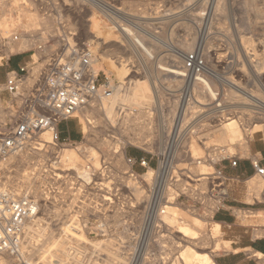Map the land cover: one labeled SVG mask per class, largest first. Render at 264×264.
I'll list each match as a JSON object with an SVG mask.
<instances>
[{"label":"rangeland","instance_id":"1","mask_svg":"<svg viewBox=\"0 0 264 264\" xmlns=\"http://www.w3.org/2000/svg\"><path fill=\"white\" fill-rule=\"evenodd\" d=\"M1 1L0 8L4 17L0 16L5 19V24L0 25V31L16 30L20 34L12 53L26 55L29 61L32 49L46 37L58 35L59 22L68 20L96 55L95 68L100 71L101 78L105 75L110 78L112 92L109 96H99L93 105L82 108V115L86 118H82L81 111H78L75 117L67 120L78 131L79 139L61 138L60 144H50L40 134L17 155H13V152L0 158V189L21 190L35 197L42 205L39 206L37 216L43 218L41 224L47 227V236H54L58 245L62 243L61 237L70 233L62 248L70 255L80 251V261L70 259L66 264H183L179 258L185 248L173 236L174 233L180 235L176 226L166 227L163 224L156 227L154 224L148 228L147 220L156 215L158 205H147L153 190L145 184L141 189L137 187L136 176L146 178L147 169L139 163L131 164L127 157L141 153L143 155L139 147L148 146V139L154 141L157 152H161L170 136L175 134L177 137H174L173 143L176 153L169 157L173 169L171 179L166 184L159 181L160 187L157 190L161 193L164 191L168 200L173 198L181 210L186 209L187 214L195 212L211 217L206 220L209 224L208 232L212 233L218 214L213 217L214 213L207 211L202 203L205 188L197 181L202 173L200 170L207 169L206 171L213 173L215 168L226 165L231 155L249 161L247 159L253 158L254 154L252 143L264 144L263 127L259 128V125H264V79L260 81L253 78V67L246 55V49L249 52L255 51L258 59L264 60V0H134L135 6L124 3V0H73V8H67L64 2L44 9L41 8L40 0ZM21 1H25V4H20ZM109 8L125 12L133 21L117 19ZM197 14H202L204 19ZM43 21L52 23L51 29H47ZM29 22H33L36 27ZM126 25L145 38L154 57H147L123 34L121 26ZM96 32L104 38L100 40L102 43H96L99 40L95 39L98 37ZM247 39L250 41L248 45L245 44ZM197 54L199 61H204L202 64L206 65V69L198 66L193 71L188 70L187 75L180 78L182 81H173L163 76L164 71L160 66L183 69L187 64L190 69L194 66L192 56ZM186 56L191 58L186 59ZM242 63H245L250 74L237 70ZM199 75L206 80L209 78L208 82L212 83V87L221 92L225 116L239 119L244 113L241 120L243 134L236 145H230L224 138L222 125L214 126L211 122L206 127L202 125L204 122L200 117L203 105L200 102L205 96H195L190 103L187 99L182 101L186 90L190 94L193 90V85L188 87V81L198 86L204 84L200 79H195ZM225 78H231L235 84H227ZM3 82L0 80V131H3L4 125L9 124L11 118V111L8 109L9 95L2 90ZM141 86L145 87L144 90ZM230 89L240 97L229 99ZM192 93L198 95L199 91L193 90ZM210 102L209 99L206 104ZM186 105L189 108L185 118L183 116L182 120H175L178 109L186 110ZM231 117H225L221 124ZM86 119L89 121V129L91 127L88 134L83 133ZM145 128L150 130L145 131ZM244 132L248 135L245 136ZM189 135L191 139L186 140ZM131 137L134 139L129 143ZM201 140L204 142L201 143ZM40 143L46 145H38ZM191 144H197L201 150L193 158L194 145ZM33 147L44 149L37 155L32 153L35 150ZM65 148L75 151L79 162L73 163L61 153ZM210 148H219L215 150V163H211L205 151ZM198 157H202L199 160L206 166L195 163V158ZM95 160L98 161V167L91 163ZM156 163L155 156L152 166ZM86 164L95 167V171L88 174L89 180L81 177L87 170ZM188 175L191 178H187ZM28 177L32 178L31 183L34 184L30 193L26 190ZM250 177L252 175L239 177V181L232 182L225 200L227 206L241 208L245 210L244 213L236 212V216H233L223 208L218 212L232 217L228 222L231 227L221 223L222 234L219 236V239L232 243L228 250L221 248L222 250L211 253V259L217 264L218 261L228 263L230 260L242 259L254 261L245 252L253 254L257 250L254 247L256 243L264 244V233H257L260 227L256 226L262 223L260 215L264 214V196L261 190L263 184L259 191L250 188ZM180 182L186 183L183 186L185 190H180L183 187L177 186ZM166 215L167 213L162 217ZM78 235L82 240L76 241L80 239ZM43 241L45 240L40 243H44ZM210 241L204 240L199 246ZM49 247L52 248V245ZM30 249L27 250L29 253ZM211 250L212 248L205 249L207 252ZM52 257L53 260L57 258ZM9 261L7 257H0V264H9ZM30 263L47 264L37 255H31Z\"/></svg>","mask_w":264,"mask_h":264},{"label":"built area","instance_id":"2","mask_svg":"<svg viewBox=\"0 0 264 264\" xmlns=\"http://www.w3.org/2000/svg\"><path fill=\"white\" fill-rule=\"evenodd\" d=\"M64 2L67 8L74 7L73 0L68 2L40 0L42 9L59 6ZM20 4H25V1H21ZM0 15L3 16L1 8ZM19 35L16 30L0 31V67L15 54L12 53V48L18 42ZM32 51L29 61L21 65L19 69H10L5 73L2 90L9 95L8 109L11 111V118L9 124L4 125L3 131H0V157L43 131L50 130L53 141L60 144L59 123L75 117L80 109L93 104L99 96H109L112 92L110 78L107 75L101 78L100 71L95 68L96 55L81 39L78 31L71 27L68 20L59 22L58 35L46 37ZM186 97L188 101L189 95L186 94ZM209 99L210 104H206ZM200 103L203 105L200 119L205 127L209 124L208 122L219 127L225 117H231L225 116L222 95L217 89H214L212 99L206 95ZM174 137L177 136L175 134L170 136L161 152H157L154 141L148 139L151 147H139L143 155L128 156L127 159L131 164L139 163L147 171L153 168L152 182L159 180L164 182L162 179L164 175L165 178L171 179L170 171L173 169H171L172 161L169 157L175 153ZM189 138L191 139L190 135L186 140ZM217 149L219 148L205 150L209 160L212 155L216 156ZM155 156L157 163L153 167L152 160ZM241 160H243L242 157L231 155L226 165L236 169ZM249 160L254 171L253 175H259L264 179V163L260 154L254 153L253 158L249 157ZM226 165L215 168L213 173L207 176L209 178L206 182L201 183V186L205 188L202 193V203L207 207V211L214 213L213 217L222 208L233 216H236V212L244 213L245 211L225 204L231 183L239 181L240 177L227 173ZM262 193L264 194V186ZM38 211L39 204L35 197L0 192V257H7L10 260L9 264H31L26 261L29 255L25 247L26 226L29 221L35 219ZM221 223L231 227L228 222L221 221ZM255 251L253 254L246 252L245 254L258 264H264V249Z\"/></svg>","mask_w":264,"mask_h":264},{"label":"bare ground","instance_id":"3","mask_svg":"<svg viewBox=\"0 0 264 264\" xmlns=\"http://www.w3.org/2000/svg\"><path fill=\"white\" fill-rule=\"evenodd\" d=\"M212 1V0H211ZM214 1V0H213ZM249 1V0H248ZM124 3H129L130 5H134L136 4V1L134 0H124L123 1ZM203 2V0H202ZM216 2V1H215ZM255 2V1H254ZM200 4V3H199ZM210 4V3H209ZM221 4V2H220ZM1 5V4H0ZM5 5V4H4ZM202 5V4H201ZM222 5V4H221ZM247 5V3H246ZM251 5V3H250ZM208 6V4H207ZM224 6V5H223ZM249 6V5H248ZM257 7V6H256ZM108 8V7H106ZM208 9L212 8V7H207ZM206 8V9H207ZM216 8V7H215ZM220 8V7H219ZM110 9V8H109ZM108 9V10H109ZM205 9V8H204ZM221 9V8H220ZM219 9V10H220ZM222 10V9H221ZM254 10V9H253ZM111 12V14L113 16H116V18H123V19H128L130 21H133L131 18V16L127 15L125 12H121V11H117V10H112L110 9L109 10ZM184 11V10H183ZM182 11V12H183ZM187 11V10H186ZM202 11V10H201ZM198 12V11H197ZM209 12V11H208ZM207 12V13H208ZM201 13V12H200ZM205 13V12H204ZM259 13V12H258ZM216 15V14H215ZM214 15V16H215ZM256 15V13H255ZM197 16H200V17H203L204 19V16L201 14H197ZM43 17V16H42ZM112 17V16H111ZM257 17V15H256ZM51 18V17H50ZM49 18V20H50ZM138 19V18H137ZM48 20V19H47ZM114 20V19H113ZM206 20V19H205ZM197 21V20H196ZM200 21V20H199ZM204 21V20H203ZM208 21V20H207ZM45 22V21H43ZM42 22V23H43ZM201 22V21H200ZM199 22V23H200ZM256 22V20H255ZM263 22V21H262ZM3 23L5 24V19L3 17L0 16V24L3 25ZM30 25L32 23L33 25V22H29ZM196 23V22H195ZM51 24L50 22H45L44 23V26L47 28V29H51ZM33 26L36 27V25L34 24ZM55 26V24H54ZM203 26V25H201ZM26 28V27H25ZM33 29V27L31 28ZM35 29V28H34ZM38 29V28H36ZM118 29V28H117ZM187 29H189L187 27ZM123 30V34H125V36L131 41H133L135 43L134 46H136L137 48H139L140 50H142L146 55L147 57H154V55L152 54V49L147 45L146 41H145V38L141 35H138L136 34V32H134V30L130 29L129 27L126 26H121V31ZM135 33V34H134ZM96 34H98V32H96ZM143 34V33H141ZM96 36V35H95ZM202 36V35H201ZM106 37V36H105ZM204 38V37H203ZM95 39H99L97 40L96 43H102L103 41H100L101 39L104 40V38L99 34H98V37H96ZM252 39V38H251ZM28 41H33V39H28ZM194 42V41H193ZM249 39H247V41H245V44H249ZM244 44V45H245ZM246 47V46H245ZM254 50V49H253ZM246 55H247V58L249 59V63L250 65L254 68H252V75H253V78L256 79V80H263L264 79V69H262L264 67V60H260L258 59L257 57V53L255 51L253 52H249V50L246 49ZM198 54L196 56H192V58H194L193 60V68H188L187 67V64H185V67L183 69H181L180 67H167V66H160L161 69L164 71L163 73V76L165 77H169L170 79H172L173 81H180L182 79L183 76L187 75L188 73V70H195L197 69L198 66H200V68H204L206 69V65L203 66V62L204 61H199V58L197 57ZM149 57V58H150ZM191 56H186V59H190ZM202 64V65H201ZM208 69V68H207ZM121 70V69H118V71ZM199 70V69H198ZM201 70V69H200ZM237 70H239L240 72L244 73V74H250V72H248V70L246 69L245 67V63H242V66L240 68H237ZM113 72H116V71H113ZM121 72V71H120ZM187 72V73H186ZM121 74H123L121 72ZM204 77V76H203ZM252 77V76H251ZM181 78V79H180ZM191 79V77H190ZM196 80L200 79L203 83L202 86H198V84H191V81H188V87H190L191 85H193V90L195 91H199V94L198 95H194V93H192L191 91V94H189V90H186V94L187 96L190 95L193 96L191 98H195V96L197 97H204L206 95H209L210 98L212 99L213 98V95H214V88L212 87V83L210 85V83L208 82V79L206 80L205 78H202V76L200 77V75L198 77L195 78ZM192 80V79H191ZM210 80V79H209ZM182 81V80H181ZM224 81L227 83V84H235V81L232 80L231 78H225ZM179 83V82H178ZM140 85V84H139ZM142 85V84H141ZM214 85V84H213ZM145 86V85H144ZM145 87H142L141 86V89ZM191 88V87H190ZM139 89V88H138ZM137 89V90H138ZM140 89V90H141ZM147 89V88H146ZM142 90V91H143ZM147 91V90H146ZM134 92V91H133ZM206 93V94H205ZM237 92H235L234 90L230 89L229 90V99H234L235 97H240L238 94H236ZM186 94H185V97L182 98V101L183 99L186 101L187 97H186ZM205 94V95H204ZM252 96V95H251ZM258 96L261 97V94L258 93ZM250 97V96H249ZM254 97V96H253ZM100 98V97H99ZM191 98L188 99V103H190L189 101L191 100ZM102 99V98H101ZM255 99V97L253 98ZM245 100V99H244ZM259 100V99H258ZM258 100H255L256 102H259ZM184 101V102H185ZM93 105V104H92ZM96 105V104H95ZM184 105V104H183ZM182 106V105H181ZM188 106V105H186ZM89 108V107H88ZM99 108V107H98ZM187 109L184 110L183 108H179L178 111H177V116L175 117V120L177 121H180L183 119V116L185 118L186 116V112L188 111V107H186ZM84 109V108H83ZM90 109V108H89ZM3 110V109H2ZM88 110V109H87ZM97 110V109H96ZM4 111V110H3ZM81 111V117L82 118H86L84 115H82V109L79 110V112ZM86 111V110H85ZM90 111V110H89ZM88 111V112H89ZM100 111V109H99ZM94 112V110H93ZM101 112V111H100ZM243 113V112H241ZM251 113V112H250ZM90 114V112H89ZM100 114V113H99ZM102 116V115H101ZM243 116H244V113L243 115L238 119H235L233 117L231 118H227V120H225V122H223L222 124L220 123V125H222V129L224 131V138L226 137V140L229 142L230 145H236V141H238L241 137V135L243 134V129L244 127H241V120H243ZM90 119V117H89ZM99 119V118H98ZM97 119V120H98ZM101 119V117H100ZM80 121V120H79ZM82 122V121H81ZM95 123V121H94ZM179 122H177L178 124ZM132 124V123H131ZM258 124V123H257ZM133 125V124H132ZM148 126V125H147ZM175 126V125H174ZM260 127L259 128H262L263 130V133H264V125H259ZM262 126V127H261ZM94 127V125H93ZM92 127V128H93ZM254 128V127H253ZM257 129V128H255ZM89 130H91V127L89 129V121H87L86 119V123L85 125L83 126V133L84 134H88L89 133ZM133 130V129H132ZM147 130H150L148 128H145V131ZM254 130V129H252ZM251 130V131H252ZM256 131V130H254ZM253 131V132H254ZM261 131V129H260ZM98 132V131H97ZM43 138L46 140L45 142L46 143H54L53 141V138H52V132L50 130L48 131H43L42 133ZM39 134V135H40ZM49 134H50V137H51V140H50V137H49ZM92 134V133H91ZM244 135L247 136V132H244ZM244 136V137H245ZM37 137V136H36ZM137 138V137H136ZM134 138H130V140L128 141L129 143H132ZM223 139V138H222ZM34 140V137L32 139H29L19 145H17L15 148H13V150H11L9 153L5 154L4 156H1L0 158H3V157H7L9 156L11 153L14 152L13 155H17V153L22 150L23 148H25L27 145H29L32 141ZM93 140V139H92ZM241 140V139H240ZM102 143V142H101ZM100 143V144H101ZM150 144V143H149ZM148 144L147 147H151L150 145ZM195 144V143H194ZM194 144H191V145H194ZM38 145H41V146H45L46 144H43V143H40ZM197 145V144H196ZM194 145L192 147H194L193 149V155H192V158L198 154V152L201 150L198 149V147ZM52 147V145H51ZM55 148V147H54ZM200 148V147H199ZM33 149H35L32 153L34 154H41V151L42 149H44V147H33ZM199 150V151H198ZM161 151V150H160ZM198 151V152H197ZM24 152V150H23ZM196 152V153H195ZM61 153H63L66 157H68V159H70L73 163H76V162H79V156L78 154L71 150V149H62L61 150ZM176 153V151H175ZM174 153V154H175ZM28 155H30V153H28ZM32 155V154H31ZM201 155V154H200ZM13 157V156H12ZM19 157V155L17 156ZM121 157V156H120ZM20 159V158H19ZM199 159H202V157H198V158H195V163L197 164H202L204 166H206V164L203 162V161H200ZM10 160V158H9ZM211 162L215 163V161L217 160V155H213L211 158H210ZM97 160L91 162L94 166L98 167L96 164H98V161L96 162ZM119 161V160H118ZM205 161V160H204ZM73 165V164H72ZM76 165V164H75ZM91 165H87L86 164V168L87 170L84 171V173L81 175L82 178H84L85 180H89V175L90 174L89 172L94 170L95 167ZM92 168V169H91ZM79 169V168H78ZM207 170V169H206ZM205 169L203 170H200V177L197 181H200L202 184H204L206 182V179L209 178L207 177L208 175L212 174L210 171H206ZM95 171V170H94ZM65 173V172H64ZM95 173V172H94ZM149 173H152V175H150ZM171 173V171H170ZM92 174V173H91ZM100 174V173H99ZM124 174V173H123ZM145 174H148V176H151L150 178L147 176L146 178L142 177V176H136V182L138 184V188L141 189L142 185H146L151 191L153 190V193L151 194V197L149 198V200L147 201V205L148 206H153L154 204H157L158 203V212L156 211H153V212H156V215L153 217H149L148 218V228L150 227H153V225L155 224V226H162L163 224L167 227V226H176V231L178 233H180V235H176L175 233L173 234V236L175 238L178 239V241H181V242H178L180 243L185 249L182 253V255L180 256L179 259H181L182 263L183 264H217L215 263L212 259H211V253L212 252H215L218 251L219 249L221 248H225V249H229L231 247V241L229 240H221L219 239V236L222 234V224L219 222V221H215V224H214V227L211 229L212 233L209 234V224L207 222V218L208 219H211V217H208L207 215H200V214H197V213H193V214H187V212L185 210H181V208L179 207V205L176 203V201L173 199V198H170L168 200V198L165 197V193H161V191L157 190V188H159L160 186H158V182H163V180H159L157 182H152V178H153V175H154V171H153V168H150ZM58 175V174H57ZM95 175V174H94ZM97 175V174H96ZM106 175V174H104ZM66 176V175H65ZM93 176V175H92ZM30 177V176H29ZM27 178V183H28V187H27V191L30 193V191L32 190L33 188V185L31 182L32 178ZM119 177V176H118ZM190 176L188 175L187 178H189ZM259 177V178H258ZM106 178V177H105ZM111 178V177H110ZM191 178V177H190ZM107 179V178H106ZM105 179V181H106ZM117 179V178H116ZM164 179V182L165 184L167 183V181L169 180L168 178H165V175L164 177L162 178ZM96 180V179H95ZM132 180V179H131ZM261 180H262V183H261ZM99 181V180H98ZM118 181V180H117ZM119 182V181H118ZM132 182V181H131ZM249 184H250V188H253V189H256V191H259L262 187V184L264 186V179L259 176V175H254L252 177L249 178L248 180ZM121 183V182H120ZM188 183V182H187ZM103 184V183H102ZM115 184V183H114ZM119 184V183H118ZM106 185V184H105ZM111 185V184H110ZM186 183L183 184L182 182L180 183H177V186L178 187H185ZM36 186V185H35ZM109 186V184H108ZM124 186V185H123ZM128 186H131L128 184ZM183 187V189L181 188L180 190H185V188ZM20 188V186H19ZM108 188V187H107ZM25 189V188H24ZM36 189V188H35ZM262 190V189H261ZM33 191V190H32ZM40 191V190H39ZM0 192H6V193H11V194H15V195H30L28 193H26L25 191H13V190H6V189H0ZM35 192V191H34ZM166 192V191H165ZM40 193V192H39ZM140 194H141V191H140ZM32 196V195H31ZM37 196V195H36ZM264 196V194H263ZM196 197V196H195ZM108 198V197H107ZM36 199V198H35ZM111 199V198H110ZM37 200V199H36ZM38 201V200H37ZM167 205H165V204ZM38 204L39 206H42L41 203L38 201ZM164 204V205H163ZM167 207V208H166ZM149 208V207H148ZM156 209V207H154ZM117 210V209H116ZM151 210V208H150ZM190 211V210H189ZM120 213V211H119ZM167 215L165 217H162L163 214H166ZM190 213V212H189ZM260 212H258L259 214ZM263 213V212H262ZM115 214V213H114ZM152 215V214H151ZM253 215V214H251ZM260 216H262V223L261 224H258L256 226L260 227V229L257 230V233L261 234V233H264V228H261V227H264V214H261ZM117 218V217H116ZM253 219V218H252ZM43 221V218L41 216H36L34 220L32 221H29L27 223V226H26V229H27V237H26V241H27V244H26V248L28 250V248L30 249V253L29 255L26 257V261L28 262H31V255H37L40 257V260L43 262H46L47 264H56L54 261H57L59 264L60 263H65L67 261H70V259L74 260V262H79L80 259H79V252L80 251H75V253L73 254H68L66 251H64V249L62 248L63 245H65L67 243V239L69 238V234H62L65 235L63 237H61V241L62 243L60 245H58V240L57 241H54V236H47L48 234L45 232V230L47 229V227H45L44 224H41V222ZM254 221V220H253ZM77 225V224H76ZM76 225H74L75 227H77ZM68 226V225H67ZM78 228V227H77ZM75 228V229H77ZM171 228V227H169ZM80 229V227H79ZM166 229V228H165ZM78 230V229H77ZM167 230V229H166ZM170 230V229H169ZM67 231V230H66ZM173 231V230H172ZM169 232V231H168ZM171 232V231H170ZM53 233V232H52ZM51 233V234H52ZM67 233V232H66ZM75 233V232H74ZM72 234V233H71ZM78 234V233H77ZM53 235V234H52ZM75 235V234H73ZM80 235V234H79ZM78 235V237H79ZM45 236V239L43 238ZM41 237V238H40ZM73 238V236H70ZM77 237V238H78ZM76 238V236H75ZM76 238V239H77ZM80 239L76 240V241H80L82 240L81 239V236L79 237ZM174 238V239H175ZM60 239V238H59ZM74 239V238H73ZM144 239V238H143ZM173 239V238H172ZM176 239V240H177ZM42 240H45L43 241L44 243H40V241ZM204 240H211L210 243L206 244L204 243V246H199L200 243H202ZM60 241V240H59ZM165 241V240H164ZM171 241V240H170ZM147 242V241H146ZM177 242V241H176ZM168 243H169V240H168ZM172 243V242H171ZM170 243V244H171ZM52 245V248L49 247ZM80 245V244H78ZM100 245V244H99ZM212 248V250L210 252H207L205 251V249H210ZM249 249V248H247ZM222 250V249H221ZM250 250V249H249ZM57 251H59L60 253H56ZM236 251V250H235ZM237 252V251H236ZM251 252V251H250ZM110 254V253H109ZM171 254V253H170ZM259 254V253H257ZM57 257L55 260L51 259V257ZM174 256V255H173ZM52 257V258H53ZM3 259V257H1ZM6 258V257H5ZM69 259V260H68ZM71 260V262H72ZM167 260V259H166ZM135 261V260H134ZM6 262H7V259H6ZM73 262V263H74ZM136 262V261H135ZM70 263V262H69ZM67 263V264H69ZM128 263V262H127ZM143 263V262H142ZM6 264V263H5ZM66 264V263H65Z\"/></svg>","mask_w":264,"mask_h":264},{"label":"crops","instance_id":"4","mask_svg":"<svg viewBox=\"0 0 264 264\" xmlns=\"http://www.w3.org/2000/svg\"><path fill=\"white\" fill-rule=\"evenodd\" d=\"M19 53H15L13 54L10 59L2 66L0 67V80L4 81L5 80V73L6 71L10 70V69H19V67L23 64H25L28 59L26 55H18ZM58 129L61 135L62 139H73V140H77L79 139V134L78 131H76L69 123L68 121H62L59 123L58 125ZM252 150L254 151V153H259L261 158H262V162L264 163V144L262 143H256L253 142L251 145ZM142 154V153H141ZM138 154V155H141ZM249 160V159H247ZM225 171L229 174L232 175H237L240 177H248V176H254V171L253 168L251 167L250 164V160L249 161H243L241 160L239 167H237L236 169H231L229 167H225ZM219 217V218H218ZM217 219H219V222L221 223V221H225V222H229L232 220V217H230L229 215H227L226 213H218ZM218 221V220H217ZM256 244H260V243H256ZM264 245V244H263ZM218 263L220 264H258L256 261H251L249 259H242V260H230L228 263L227 262H222V261H218Z\"/></svg>","mask_w":264,"mask_h":264},{"label":"trees","instance_id":"5","mask_svg":"<svg viewBox=\"0 0 264 264\" xmlns=\"http://www.w3.org/2000/svg\"><path fill=\"white\" fill-rule=\"evenodd\" d=\"M219 218V217H218ZM219 220V219H217ZM254 247L257 249V250H263L264 249V245H260V244H255Z\"/></svg>","mask_w":264,"mask_h":264}]
</instances>
